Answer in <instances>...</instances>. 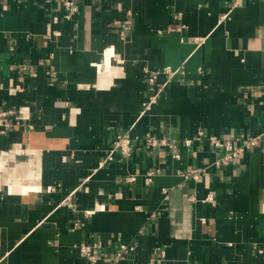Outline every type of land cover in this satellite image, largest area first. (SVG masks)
<instances>
[{
  "label": "crops",
  "instance_id": "crops-1",
  "mask_svg": "<svg viewBox=\"0 0 264 264\" xmlns=\"http://www.w3.org/2000/svg\"><path fill=\"white\" fill-rule=\"evenodd\" d=\"M66 1L0 0V264H264V0Z\"/></svg>",
  "mask_w": 264,
  "mask_h": 264
},
{
  "label": "built area",
  "instance_id": "built-area-1",
  "mask_svg": "<svg viewBox=\"0 0 264 264\" xmlns=\"http://www.w3.org/2000/svg\"><path fill=\"white\" fill-rule=\"evenodd\" d=\"M65 5L67 9L70 12H73L76 10V5L74 4L73 1H66ZM155 76L150 77V81H154ZM10 127H12V123L9 122L7 117H5L2 113H0V128L2 129V132H6ZM148 142L151 145H157L158 144V139L154 136H149L148 137ZM211 142L215 147L218 148H223L227 152V154L223 157L222 161L223 162H228L229 160L236 158L240 155L241 152H243L246 148L251 147L256 144V139L250 140V141H245L244 145L241 144H235L232 142L225 143L219 139H216L214 137L211 138ZM131 138L129 137L128 134H123V135H118L116 138L115 146L114 149L111 151V154L109 158H112V154L115 150H121L123 154L129 155L132 149V144H131ZM187 178L193 177V178H198L199 177V171L198 170H192L185 175ZM211 199V197H209ZM132 247H128L126 244H122L120 247V250L116 253V260H120L123 258L130 250ZM81 250V255L83 258L87 259L88 262L95 264L99 260V251L96 243L92 244H84L80 248Z\"/></svg>",
  "mask_w": 264,
  "mask_h": 264
}]
</instances>
